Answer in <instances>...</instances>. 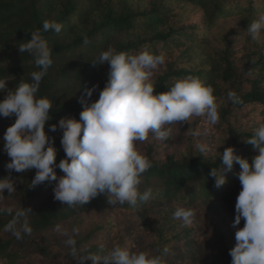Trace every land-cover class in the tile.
I'll return each mask as SVG.
<instances>
[{
  "label": "trees",
  "instance_id": "trees-1",
  "mask_svg": "<svg viewBox=\"0 0 264 264\" xmlns=\"http://www.w3.org/2000/svg\"><path fill=\"white\" fill-rule=\"evenodd\" d=\"M141 1L145 4L134 0H0V77L9 76L8 89L14 88L19 81H29L30 73L39 70L33 57L28 52L20 54L17 47L31 38V31L42 28L44 20H55L63 25L59 34L54 31L44 33L53 48V64L38 92L53 103L45 131L53 138L57 164L65 157L60 142L62 130L57 126L56 131H50L49 125H58L61 118L79 119L82 106L78 101L84 88L97 85L91 100L98 99L109 66L95 65L93 61L109 47L129 55L147 51L162 57L163 63L154 70L150 81L155 85L154 95L166 92L176 80L199 77L214 88L217 102L228 99L226 107L218 108L220 118L234 111L247 110V113H257L260 123H264V42L259 44L245 39L250 37L245 33L237 45H227L216 52L203 48L199 54H192L197 45L204 42L203 34L213 33L220 24L240 20L246 30L250 20L264 11V0ZM182 9H189V18L182 17ZM85 36L87 44L84 43ZM241 56L246 58L243 66L253 75L246 86L237 79ZM230 91L236 93L238 103L228 98ZM4 95L0 93V100ZM14 120V116L0 117V123L6 127ZM203 120L207 121L206 117ZM218 124L212 128L216 129ZM208 125L210 129V123ZM256 127L241 132L228 129L232 138L225 146L233 147L235 154L248 159L250 164L257 152L245 139ZM3 134L0 133V178L8 175L5 163L9 157L2 151ZM225 147L219 152L222 153ZM139 150L153 163V167L143 174L139 190L151 189L152 196L147 202L138 201L136 206L109 204L105 193L82 206L69 207L54 199L55 181L29 188L35 170L13 171L16 192L8 194L5 190L4 198L0 200V264H19L24 259V255L14 248L19 240L30 242V251L25 256L48 264L55 253L48 244L40 241L39 235L60 224L68 227L69 237L75 238L78 250L84 254H96L101 248L108 250L117 244L137 251L136 232L128 221L129 215H135L142 226L148 227L149 222L145 220L149 213L162 215L163 219L160 225L151 228L153 239L147 245L153 255H162V264H178L182 252L180 242L189 246L191 231L188 228L179 230L172 210L178 204L194 206L227 195L237 182L240 167L234 162L232 170L224 173L226 183L217 188L214 178L209 176L211 168L220 166L217 152L201 154L190 147L178 156H165L159 155L157 146L147 141L139 144ZM55 171L58 177L64 175L59 168ZM22 207L31 212L17 218L16 212ZM13 220L17 221V229L26 222L31 233L19 240L14 235L7 236V225ZM74 228L78 229L76 233H73ZM165 248L167 253H164ZM65 254L67 260L63 264H78L70 246ZM230 262L231 257L226 254L220 264ZM83 264L92 262L87 260Z\"/></svg>",
  "mask_w": 264,
  "mask_h": 264
},
{
  "label": "clouds",
  "instance_id": "clouds-1",
  "mask_svg": "<svg viewBox=\"0 0 264 264\" xmlns=\"http://www.w3.org/2000/svg\"><path fill=\"white\" fill-rule=\"evenodd\" d=\"M62 27L55 20H44L42 28L31 31V38L17 47L20 54L28 52L39 69L30 73L29 81H19L14 88L8 89L9 76L0 77V93L5 94L0 100V117H15L3 134L2 151L9 160L5 163L8 175L0 178V200L5 190L8 194L16 192L13 171L21 173L34 169L29 188L55 181L54 199L69 207L82 206L105 193L108 203L116 206L147 202L152 190L141 192L139 185L153 163L139 150V144L150 134L161 142L167 141L171 129L166 126L188 123L192 117L204 116L215 125L219 114L214 88L199 77L189 76L176 80L166 92L154 95L155 85L150 81L154 70L163 63L162 57L147 51L129 55L109 47L93 61L95 65L109 66L98 99L91 100L97 85L84 88L78 101L82 106L79 119L61 118L58 125H49L50 131H56L57 126L62 130L60 142L65 157L57 164L53 138L45 131L53 103L38 92L53 64V48L44 33L59 34ZM245 31L253 41L264 42V11L257 14ZM84 43H88L86 36ZM228 98L233 103L239 102L235 92L230 91ZM191 134L198 136L199 132L193 130ZM245 142L257 152L251 164L235 154L233 147H225L222 153L217 147L220 166L211 168L209 176L219 188L226 183L224 173L232 170L234 162L239 165L236 175L241 190L236 198L232 226L235 228L242 219L244 224L235 231L236 243L229 250L230 264H264V123L253 129ZM196 147L201 154L208 152L204 143ZM56 168L64 175L58 177ZM28 212L30 209L22 207L16 217H25ZM192 215L190 210L184 209L174 213V217L185 224L191 223ZM16 223L13 220L7 229L18 240L31 233L26 222L19 229ZM77 231L73 229V233ZM65 243L71 247L78 264L87 260L92 264H162V255L133 251L118 244L108 250L101 248L96 254H84L78 250L75 238L69 237ZM167 251L165 248L164 253Z\"/></svg>",
  "mask_w": 264,
  "mask_h": 264
},
{
  "label": "rangeland",
  "instance_id": "rangeland-1",
  "mask_svg": "<svg viewBox=\"0 0 264 264\" xmlns=\"http://www.w3.org/2000/svg\"><path fill=\"white\" fill-rule=\"evenodd\" d=\"M134 1H138L143 5L145 4V2L141 0ZM181 12L183 18L187 19L190 17L189 9H182ZM252 20L254 19H251L250 22ZM244 29L245 27L240 20L220 24L213 33L203 34L204 36L202 37L205 38L204 42H200L195 48V52L193 51L192 54H199L203 48L210 52H216L221 51L227 45H237L241 42L242 35L246 33L245 35L249 36ZM245 39L252 40L250 37H245ZM240 58L241 60L237 67V79L240 84L246 86L248 80L253 78V75L247 71L248 67L243 66L245 65L246 58L243 56ZM227 102L228 99L218 101V108L221 106L226 107ZM203 119L204 116L192 117L188 123L184 122L178 127H173V125L166 126L171 129L167 141L161 142L155 139L151 134L146 141L157 146L159 155L178 156L190 147L197 149L196 146L198 143L206 144L208 151L214 153L217 147V151H219V149L229 145L232 136L228 129L231 128L235 129L237 132H241L261 124L259 115L257 113L254 114V112L247 113V110L234 111L231 114L224 115V118L219 117V121L217 122L219 124L216 129L212 128V124H210L209 129V122ZM6 128V126L0 123V133H4ZM193 130H198L199 135L193 136L191 134ZM240 190L241 185L237 178L236 184L225 196L198 202L194 206L178 204L176 209L172 210L173 213L179 209L190 210L193 213L190 224H185L182 219L175 218L173 215L175 221L180 225V231L186 228L191 231L190 245L184 246L182 243L183 241L180 242L182 252L178 264L222 263L225 259V255L229 254V250L234 247L236 243L235 231L243 227L244 224V220L242 219L240 224L235 228L232 226L235 219L236 198ZM162 219V215L159 216L157 213H149L145 220L149 222L147 225L148 227H146L142 226V222L135 215H129L128 221L131 222V227L134 228V232H136L135 243L137 251H146L153 255L152 249L147 244L153 239L151 228L160 225ZM5 234H7V236L13 235L10 230ZM39 237L40 241H44L48 244L55 253V256L48 264H63L67 260L65 253L68 245L65 241L69 238V231L65 224L50 228L41 233ZM14 248L24 255V259L20 260L19 264H42L37 258H28L25 256L28 255L31 248L29 241L19 240L14 244Z\"/></svg>",
  "mask_w": 264,
  "mask_h": 264
}]
</instances>
